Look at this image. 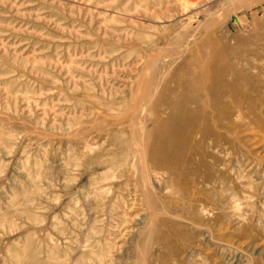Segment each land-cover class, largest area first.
Here are the masks:
<instances>
[{"label":"rangeland","instance_id":"obj_1","mask_svg":"<svg viewBox=\"0 0 264 264\" xmlns=\"http://www.w3.org/2000/svg\"><path fill=\"white\" fill-rule=\"evenodd\" d=\"M0 264H264V0H0Z\"/></svg>","mask_w":264,"mask_h":264}]
</instances>
